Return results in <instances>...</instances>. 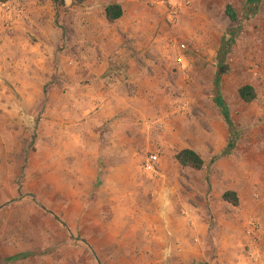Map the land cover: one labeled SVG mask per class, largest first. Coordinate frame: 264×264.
I'll return each instance as SVG.
<instances>
[{
  "label": "crops",
  "instance_id": "1",
  "mask_svg": "<svg viewBox=\"0 0 264 264\" xmlns=\"http://www.w3.org/2000/svg\"><path fill=\"white\" fill-rule=\"evenodd\" d=\"M138 1L126 0L123 8L121 0H111L109 6L119 5L123 10V16L113 23L107 20L106 9L100 16L88 12L78 22L77 39L100 45L103 58L85 63L84 51L76 57L62 53L58 73L51 64L48 67L45 84L55 82L46 87L50 93L45 99V128L50 140L45 141L43 156H36L32 147L19 141L18 153L15 144L8 151L0 146V264H23L30 260L25 251L35 252L34 261L70 264L68 250L75 239L86 249L83 259L77 257L80 264H100L109 254H127L131 260L140 254V260L148 264H200L208 260L203 250L207 244L198 230L212 238L224 235L225 241L216 239L210 244L211 251L235 240L251 245L253 261L249 264H264V185L255 191L245 175V165L264 174V155L254 152L248 160L218 159L226 154L232 139V151L238 149L222 114L216 120L208 115L210 125L206 122L207 130L203 127L202 131L195 123L188 129L171 124L176 137L163 138L170 119L180 120L176 116L185 110L179 104L170 109V102L180 90L192 91L194 84L185 85L179 71L171 73L163 33L154 39L150 31L154 27L143 16L133 13L135 17L130 18L125 13L126 6ZM28 15L23 13L20 20ZM8 18L14 19L12 15ZM52 20L50 15L48 21ZM142 38L154 43L145 47ZM157 39L159 45H155ZM148 52L157 56L150 64L153 76L140 71L147 68L141 57ZM56 86L61 93L54 92ZM154 123L159 126L153 128ZM256 144L259 141H253L251 149ZM174 145L180 148L178 152H171ZM183 150L199 154L203 169L183 168L176 160ZM155 154L157 174L144 169L148 157ZM42 188L48 204L36 205L39 220H23L32 222L25 231L21 219L16 226V201H27ZM227 192L236 195L237 207L223 199ZM208 217L214 218L210 228L204 224ZM246 219V227L255 223L259 230L253 238L247 236L245 243L239 232ZM16 237L20 243L16 244ZM236 253L229 260L242 264L244 255Z\"/></svg>",
  "mask_w": 264,
  "mask_h": 264
},
{
  "label": "rangeland",
  "instance_id": "2",
  "mask_svg": "<svg viewBox=\"0 0 264 264\" xmlns=\"http://www.w3.org/2000/svg\"><path fill=\"white\" fill-rule=\"evenodd\" d=\"M86 1L88 0H59L61 4L58 5L54 0H11L6 7L0 5V144L7 143V145L0 146H3L6 151L10 144H15L16 153H18L19 141L22 146L27 144L26 146L32 147L36 156H43L45 141L50 140V137L47 136L48 129L45 128L48 105V101L45 99L50 93L46 87L49 88L55 82L53 80L52 83L45 84L48 80L44 79V74L48 72L50 64L54 72L58 73L57 66L60 64L62 53H67V57L69 55L76 57L77 54L84 51L85 55L82 60L85 63L103 58L100 45L96 46L95 42L92 43L93 41L88 39L86 42H80L75 31L78 22L80 23V20L85 18L88 12H92L96 16L105 14V9L110 5L111 0H95L92 1V4H88ZM125 3L126 0H121L119 5L124 8ZM171 5L176 6L178 11V18L172 22L168 20ZM227 5L233 6L238 17L237 22H231L227 17ZM27 12L30 15L20 20L23 13ZM9 13L14 19L8 18ZM125 13L130 18L135 17H131L133 13L143 16L144 22L154 27V30H150L154 32V34L152 33L154 39L159 38V35L163 33L162 45H165L168 50L165 60L172 62L171 73L176 74L179 71L182 79L185 80V85L194 84L192 85L194 88H191L192 91L180 90L179 95L170 102V109L179 104L185 107V110H181V115L175 113L180 120L170 119L173 121L163 135V138L166 139L176 137L172 134L175 130L171 128L176 127L178 123L183 124L185 129L190 128L189 124L192 126L194 123L199 124L198 127L202 131L206 129L208 115L213 116L212 118L215 120L218 119V116L221 118L220 108L214 102L216 97L215 81L219 74L217 56L223 41L234 36L230 52L224 61L229 71L221 79L219 92L229 108L232 121L231 129L236 130L234 139L238 143V149L235 148L227 157L222 153L218 159L230 157L248 160L252 158L254 152L264 155V149L260 148V146H264V0H261L259 6L253 11L247 10L246 0H139L137 4L131 3L126 6ZM48 14L52 15L51 22L48 21V17H50ZM45 15L47 18L43 19L42 16ZM78 18L80 19L78 20ZM145 19H149V21H145ZM159 19H161L160 22ZM97 27L100 29L102 26L98 23ZM153 43V39L151 41L148 38H142L141 44L145 47ZM155 45H159V40L155 42ZM133 56L136 58L134 53ZM156 57L149 52L141 57L144 64H147V68L140 71L145 72L146 76H153L150 64ZM35 75H39L40 80L36 79ZM245 85L254 87L257 94L256 101L251 104H245L238 98V90ZM57 88L54 92L61 93V88L59 86ZM59 104L57 102L58 106ZM222 122H224L223 119ZM207 123L210 125L209 122ZM211 124L217 125L214 120ZM238 128H241L240 132H237ZM8 141L12 143H8ZM253 141H259L260 145L256 144L257 147L251 149ZM179 149L175 145L170 148L171 152H178ZM160 151H157L158 154L162 153ZM245 166V175L252 181L255 191L259 190L262 183L264 185V174L256 172L251 167L252 165ZM38 193L19 204L16 201V226L20 224L18 220L21 219L25 231L30 228L32 219L39 220L38 215H35L38 212L36 205L48 204L44 196L48 195L45 189H39ZM231 210L234 212L235 209ZM27 218L31 219V221L28 220V223L23 221ZM247 220L239 232V235L245 238V243L249 228L245 226ZM213 221L214 218H204V224L209 228L213 225ZM198 235H203L204 243L207 244L203 250L207 254L208 262L200 264H236L235 261L229 260L236 252V254L244 255L245 259L242 264H249L253 261L250 259L252 254L249 256V252L251 253L253 250L251 245L239 241L237 243L234 240L230 244L222 242V246L211 251L210 244L216 239L225 241L223 240L225 239L224 235L220 236L218 233L216 238H212L208 237V234H201L199 230ZM18 238L16 237V244L21 242ZM71 242L68 250V262L70 264L83 263L78 258L83 259L82 254L86 253V249H82L83 245L79 244L77 239ZM105 242L107 243L108 240ZM33 253L35 252L25 251L30 260L22 261L23 264H50L48 261H41L42 259L34 261ZM116 256L112 257L109 254L99 263L148 264V262L140 260V254L135 256L137 260H131L127 254H117ZM119 256L126 257L127 260H120Z\"/></svg>",
  "mask_w": 264,
  "mask_h": 264
},
{
  "label": "trees",
  "instance_id": "3",
  "mask_svg": "<svg viewBox=\"0 0 264 264\" xmlns=\"http://www.w3.org/2000/svg\"><path fill=\"white\" fill-rule=\"evenodd\" d=\"M10 1L11 0H0V5H6ZM54 2L58 5L61 4L59 3V0H54ZM260 3H261V0H246V8L248 11H253L255 8L259 6ZM226 15L230 19L231 22H237L238 17H237V14L233 6L231 5L226 6ZM122 16H123V10L119 5H111L106 8V18L110 23H113L119 20ZM233 39H234V36H232V38L229 40L223 41V45L221 49L219 50V53L217 56V65L219 68L218 69L219 74L215 81L216 97L214 98L215 104L220 108L221 114L224 116L226 123L230 127V130L232 132V137L234 136V133L231 129L232 122L230 119L229 108L225 104L223 97L221 96L219 92V85H220L222 77L228 74V71H229V68L224 63V61L230 52V47H231V44L233 43ZM238 98L245 104H251L254 101H256L257 94H256L254 87L250 85H245V86H242L238 90ZM233 147H234V142L232 139L225 155L229 154L232 151ZM176 160L183 168L201 170L204 167V160L201 158V156L191 150H183L179 152L176 155ZM223 199L234 207H237L238 205V200L236 198V195L232 192H227L226 194H224Z\"/></svg>",
  "mask_w": 264,
  "mask_h": 264
},
{
  "label": "built area",
  "instance_id": "4",
  "mask_svg": "<svg viewBox=\"0 0 264 264\" xmlns=\"http://www.w3.org/2000/svg\"><path fill=\"white\" fill-rule=\"evenodd\" d=\"M177 18H178V11L176 10V6L171 5V10L168 15V20L172 22L175 21ZM158 126L159 125L156 123L153 124V128ZM157 168H158L157 156L156 155L149 156L146 164L144 165L145 171L151 172L153 174L155 173L157 174ZM258 230H259L258 226L255 223H252L248 228L247 235L250 238H253L257 234Z\"/></svg>",
  "mask_w": 264,
  "mask_h": 264
}]
</instances>
